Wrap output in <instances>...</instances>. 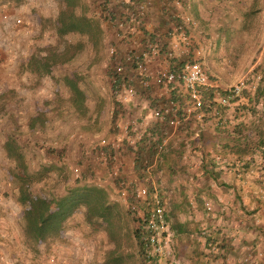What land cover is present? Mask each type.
<instances>
[{"label": "rangeland", "instance_id": "1", "mask_svg": "<svg viewBox=\"0 0 264 264\" xmlns=\"http://www.w3.org/2000/svg\"><path fill=\"white\" fill-rule=\"evenodd\" d=\"M99 1L82 0V8L90 14L94 15L95 8L102 7L97 13L101 22H105V28L101 41L95 42L78 33L58 36L61 0H22L20 3L0 0V146L5 145L9 136L17 141L29 172L35 176L29 186L34 193L54 198L74 187L99 184L106 187L118 203L112 224L89 215L82 205L66 219L60 236L46 242L26 243L21 231L24 206L18 201L21 171L6 154H0V195L3 198L0 202V264H143L135 235L140 216L131 208L137 204L141 212L145 209L143 198L137 195L140 186L153 192L154 199L162 200L170 216L169 229L165 232L167 253L161 258L162 264H191L200 258L203 260L198 264L212 261L230 264L226 252H231V264H264V154L260 152H264V0H178L180 3L155 0L158 6L165 4L164 8L171 12L170 21L176 26L184 24L185 12L191 18V23L187 24L191 36L189 53L177 52L170 58L166 48H162L166 50L163 55L172 61V68L180 69L185 62L197 59L207 68L216 89L232 87L241 80L245 82V92L219 109L221 114L216 116L223 140L222 152L229 149L230 141L231 150L235 147L232 146L233 134L240 138L246 136L239 147L243 154H236L238 158L231 154V163L227 165L231 167V191H228V181L220 184L225 193H231L228 200L231 205L227 209L223 206L228 203L219 199L215 191L202 194L205 198L200 195L195 198L194 194L187 198L189 193L181 194L184 175H191L195 170H200L201 174L193 172V182L198 176L202 178L198 180L206 182L204 185H208V180L213 182V178L217 180L215 167L219 164L213 157L196 159L192 166L197 169L190 171L187 163L190 159L183 153L193 154L196 139L181 141L185 147L180 152H171L172 162L165 164L164 154L159 155V160L149 158L153 166L148 173L143 168L145 156L149 154L147 150L136 161L135 156L128 158L127 153L134 145L124 136L127 130L126 134L133 135L137 141L144 128L141 124L133 125L148 118L149 126L162 124L157 132L167 135L174 124L170 117L166 122H156L155 112L167 108L169 99L178 93L183 95L182 99H177L181 109L189 99L180 81L171 85L153 82L157 86L145 89L152 94H140L142 71L126 63L125 72L138 93L129 102L117 100L112 76L120 62L118 56L135 45L139 40L135 38L138 32L141 35L146 30L145 25L137 26L135 33L123 36L106 20L105 0L101 5ZM17 18L22 22L18 23ZM160 36L163 44V36ZM65 41L79 46L72 59L40 74L28 67L33 56L46 55L56 46L61 50ZM111 47L115 48L114 53ZM67 76L75 77L85 91L88 107L85 115L75 111L65 83ZM194 119L192 115L185 122L194 125ZM181 128L185 127L177 129ZM215 137L216 133L205 134L201 140L197 137L204 147L202 154H212L210 148ZM188 143L190 146H186ZM114 167L118 169L117 175L113 173ZM190 198L193 202L198 200L200 207H193ZM219 217L231 218V242L223 239V235H214L221 232V229H212L214 223L203 225L205 228L200 225L204 219ZM189 221L192 223L187 226L189 236H180L187 228L185 222Z\"/></svg>", "mask_w": 264, "mask_h": 264}, {"label": "built area", "instance_id": "2", "mask_svg": "<svg viewBox=\"0 0 264 264\" xmlns=\"http://www.w3.org/2000/svg\"><path fill=\"white\" fill-rule=\"evenodd\" d=\"M104 5H108L106 14V20L112 24L123 36L135 33L139 29L137 26L144 25L145 16L148 10V0H105ZM184 24L177 27L178 36L174 40V44L171 49L167 51V56L174 58L177 52L188 54L190 51L191 36L187 30V24L191 23L189 16L184 18ZM16 21L21 23L22 20L17 18ZM186 25V26H185ZM162 51V44L159 39L150 40L145 45L139 44V46H132L123 56L119 57L118 64L115 67L112 79L113 89L116 94L117 100L120 103L131 101L138 89L133 84L132 79L128 77L125 72L126 63L136 65L137 68L142 71V77L140 81V87L148 88L151 84L152 74L147 71L148 64L152 59L158 56ZM111 52H115V48L111 47ZM147 71V72H144ZM130 79V80H129ZM154 82L159 85H171L179 83L183 84V87L187 93L189 103L181 109L178 105V98H183V95L177 94L169 99L167 108L161 109L155 112L156 118L162 122H166L170 117V122L177 128L179 126L186 127L185 121L192 116L204 117L208 113L205 110V100L203 91L211 87H216L211 83L209 72L207 68L197 59L185 62L180 69L169 68L159 70L153 78ZM245 88L244 80H241L232 87L223 89L224 93H216L214 100L219 105H229L233 98L241 95V92ZM215 114L220 115V110L215 109ZM128 132V130L126 131ZM124 136L131 142H135L136 139L133 135L127 133ZM147 137L152 138L153 135L148 131L143 132V136H139L142 139L146 134ZM138 139V140H140ZM137 140V141H138ZM157 152L158 154H147L145 156V163L143 165L144 171L148 173L149 169L153 166L150 163L149 158L159 160L160 151L162 152L165 143L160 142L157 138ZM113 146L119 147L115 142H112ZM150 155V157H148ZM137 156V155H136ZM113 173L117 175L118 169L113 168ZM148 175V178L151 176ZM153 192L149 191L146 186H140L137 188V195L139 198H143L145 209L143 212L137 204L131 206L132 210L137 212L140 216V237L143 245V258L146 264H162L161 258L167 253V238L166 233L169 229L170 216L167 213L165 203L159 198H155L152 195ZM209 205L210 203H206Z\"/></svg>", "mask_w": 264, "mask_h": 264}, {"label": "trees", "instance_id": "3", "mask_svg": "<svg viewBox=\"0 0 264 264\" xmlns=\"http://www.w3.org/2000/svg\"><path fill=\"white\" fill-rule=\"evenodd\" d=\"M20 1L22 0H18L19 3ZM61 2L62 6L58 15L57 26V34L60 38H63L69 33H78L86 35L91 41H101L103 26L99 16L95 13L94 16L90 14L87 9L82 8V6H84L82 0H61ZM77 8H81V10L77 11ZM78 49V44L65 41L61 50L56 46L46 55L40 57L33 56L28 63V67L34 69L39 74L49 72L52 66L72 59L77 54ZM65 83L70 89V99L75 111L82 115L87 114L86 94L79 86L77 79L67 76L65 78ZM218 92L224 93L223 89H216L214 87L203 91L205 110L211 117L215 116V109H221L227 106L219 105L214 100ZM242 92L244 93L245 90ZM237 97L235 99H237ZM235 99H232L231 102ZM113 118L114 120L116 119V113ZM203 132L205 131L198 133L199 138L205 135ZM146 138L138 147L135 161L140 158V155L144 154L146 150L149 154H153L151 150L155 147V143L150 144L148 141L147 145L146 141L149 138ZM183 142L185 143V141ZM183 142L180 140L178 145H169L168 152L165 154V164L167 161L172 162L167 154L182 151L185 147ZM4 148L6 156L14 161L18 170L21 171L20 174H18L21 180L18 201L24 206L21 231L26 243L46 242L60 236L66 219L82 205L86 206L89 215L101 217L107 220L108 224L113 223L116 217L118 203L111 198L110 192L106 187L99 184L74 187L67 190L64 195L54 198L34 193L29 189V186L35 181V176L29 172L28 164L21 147L13 137L9 136L5 142ZM159 166H161V164ZM135 235L140 243L141 254H143L139 227L135 230ZM143 264H146L144 258Z\"/></svg>", "mask_w": 264, "mask_h": 264}, {"label": "crops", "instance_id": "4", "mask_svg": "<svg viewBox=\"0 0 264 264\" xmlns=\"http://www.w3.org/2000/svg\"><path fill=\"white\" fill-rule=\"evenodd\" d=\"M102 1L103 0L99 1L100 5H101V3H103ZM177 3H180V2L177 0ZM162 5H163V7L158 6V4L155 3V0H148V11L146 13V16H145L146 18H145V22H144V25H145L144 29L146 30V33H143L140 35L139 34L140 32H138V33L136 32L137 34L135 35V38H139V40L137 42L135 41V43H134L135 46H139L140 43L145 45L149 39H151V40L160 39L159 36L162 35L163 36L162 40H164V42H162L163 43L162 48H166L167 51L169 49H171L172 45L175 42L174 40L178 36V29H177L178 25L176 26L172 21H170L169 13H171V12H168V10H166V8H164L165 4H162ZM95 11L96 12H94V13L99 16V13H97V12L102 11V7L95 8ZM187 16H189L188 12H185V15L182 17L185 18ZM183 23H185V22H183ZM106 24H108V23H106ZM102 26H103V28H105V22H103V21H102ZM148 35H149V37H148ZM144 39H146V40L144 41ZM166 50H162V52L158 56L154 57L149 64L148 68H149V71L152 73L153 78H154V75L159 70L169 69L173 66L172 61H170L169 58L167 59V57L165 55H163V53L165 54ZM2 64H4V63L2 62ZM153 78H151L152 80H151L150 85H155V84H153V82H154ZM155 86H157V85H155ZM146 90H148V89H146ZM140 94H144V95L147 94L148 95V94H152V93L148 92V91L145 92V88H143V90L140 91ZM194 116L196 118V119H194L196 121V123L194 125L192 122L189 121V124H187V126L185 128H181L180 130L175 128L174 126L173 127L170 126L171 128H173V130L171 133H168L167 135H164V133H158L157 132V129L162 124H155L154 125L155 128L149 126L148 125V122H149L148 118H145L143 121L140 120V123L138 121V123H136L134 125L132 124V125H133V127L135 125H137L139 127L141 124V128H144V131L146 130L153 135L152 138L148 137L149 139L146 141L147 145H148V141L150 144L155 143V147L151 150L153 152V154H158V152H157V150H158L157 140H156L157 138L159 139L160 142L165 143L162 152L160 151V153H159V154H164L163 155L164 159H165V154L168 152L169 145L174 144V142L177 141V139H182L181 141H185V142H189V141H192V139L193 140L196 139L195 141H197V142H195V145H193V147H192L193 151H191V152H193V154H188L187 151L185 153H183V156L185 158L187 155L188 158L190 159L189 162H187V163H189L188 167H190V171L192 169H197V168H194L192 166L193 164H195L193 162H195L196 159L199 161H202L203 157H204V159H207V156H210V157H213V161L216 164L220 165V166L216 165L217 167H215V170H218V172L215 174V177L217 178V180H215L213 178V182L208 180V185H204V183H206V182H204L202 180H198V178L202 179L201 176H198L196 181L193 182V174L192 173L197 171V170H195L191 173V175H184L185 179L183 181V185H182L183 190H182L181 194L184 195L185 193L186 194L189 193L186 196L187 198L191 197V194H194L195 198H198L196 196L200 195V196L204 197L202 194L208 193L210 191H212V192L215 191V193L219 199L228 203L227 205L223 206L225 209H227L228 205H231V202L228 201L231 197V193H230V195H228V193H225L226 191L222 189L223 186L221 187V185L223 183V180L228 181L229 182L228 191H231V185H230V183H231L230 182L231 181L230 180L231 179V167H227V165L231 163L230 162L231 161V154H235V158H238V156L236 154H243L242 151L239 150V147L242 145L241 143L245 142L246 136L240 138L241 137L240 135L233 134L231 136L232 137L231 139L233 140L232 146L235 145V147L233 148V150H231V141L228 140V141H230V142H228V143H230V146H227V145H223V146L224 147L227 146V148H229V149L225 150V152H222L221 151L222 145L220 143H222L223 140H222L221 133L218 131V128H217V125H218L217 119H219L216 117L217 115L215 114L214 117L212 116L214 119L213 118L208 119V117H207L208 114L204 117H198L196 115H194ZM156 122L161 123L162 121L156 119ZM133 127H131V129H133ZM201 131H205L203 133L209 134V135H210V133H216V137L213 139L215 143H213V146L210 148L212 151V154H210V155L202 154V152L204 151L202 141L197 140V139H199V138H197L198 133ZM142 134L143 133H140L139 136L140 135L143 136ZM146 135H148V133H146L142 139L137 138L140 140L133 142L134 146L132 148V151H130L129 153H127V151L125 152L127 154H130V155H127L129 159H130V157L134 158V156L136 158L138 147L141 143H143L144 139L147 137ZM262 136L264 137V135H262ZM200 140H201V138H200ZM199 142L201 144H199ZM189 144H191V143H188L186 146H188ZM146 148H148V147H146ZM260 152H261V154H264L263 151H260ZM0 154H6L4 144L0 146ZM167 155H169L168 157H171L170 154H167ZM187 161H188V159H187ZM190 161H192V164ZM202 172H204V171H202ZM200 174H201L200 170L197 171V175H200ZM218 180H220L219 183L217 182ZM209 186H211L212 190L209 188ZM1 201H3V198L0 195V202ZM197 202H198V200H195L193 202L192 199L190 198L189 203L192 204L193 207H196V206L200 207L201 204H197ZM208 223H210V225H211V223H214L212 229L213 228H217L218 230L221 229L220 233L215 232V234H214L215 236L216 235L217 236L223 235V239L228 238L227 241L231 242V218L226 219V220H224L223 218H220V217L214 218V219L212 218L209 220L204 219V221H202L200 225L203 226V225L208 224ZM189 225L190 226L192 225V223L190 221L185 222V227H187ZM219 225H221V226L218 228ZM189 232H190V230H188V227H187V228H185V230H183V232H180V236L182 234H183L182 236H184V235L189 236L187 234ZM184 233H186V234H184ZM192 235H194V234L192 233L191 236ZM226 254L229 255V257H226V260L228 259L227 260L228 263L231 264V252H229V253L226 252ZM218 257H219V255H218ZM218 257H216L217 263H218V260L220 259V257L219 258ZM182 259H184L185 261L187 260V258H184V257ZM202 260H203V258H200L199 260H196L194 262L192 260L191 261L194 264H198V262L202 263ZM192 262H191V264H192ZM212 262H211V264H214Z\"/></svg>", "mask_w": 264, "mask_h": 264}]
</instances>
